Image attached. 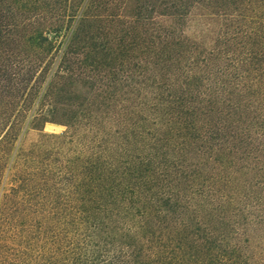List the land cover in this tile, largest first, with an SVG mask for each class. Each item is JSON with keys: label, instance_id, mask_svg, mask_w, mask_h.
Here are the masks:
<instances>
[{"label": "trees", "instance_id": "obj_1", "mask_svg": "<svg viewBox=\"0 0 264 264\" xmlns=\"http://www.w3.org/2000/svg\"><path fill=\"white\" fill-rule=\"evenodd\" d=\"M258 231L264 0H0V264H264Z\"/></svg>", "mask_w": 264, "mask_h": 264}, {"label": "rangeland", "instance_id": "obj_2", "mask_svg": "<svg viewBox=\"0 0 264 264\" xmlns=\"http://www.w3.org/2000/svg\"><path fill=\"white\" fill-rule=\"evenodd\" d=\"M160 21H163L164 23H170L169 18H160ZM223 24H225V20L221 15L214 13V11L209 7L196 4L191 9L188 17L182 23L181 30L187 37L195 41L201 47L211 49L217 44ZM67 131L69 132V129L61 124L46 123L43 131H38L35 129L26 130L20 137L17 146L28 149L40 138L42 133L47 134L50 137L53 135L59 136L62 134V132L67 133ZM88 135L89 133L84 130V127L78 129L73 137V142L68 144L64 143L60 150H64L65 153L70 154L72 150H75L76 148L79 149L80 142H84L83 139L88 137ZM65 137L67 136H60V138ZM49 140L52 141L54 138H49ZM251 235L255 250H260L262 246H264V233L258 231L251 233Z\"/></svg>", "mask_w": 264, "mask_h": 264}]
</instances>
